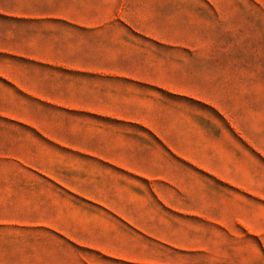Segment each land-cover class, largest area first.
Returning a JSON list of instances; mask_svg holds the SVG:
<instances>
[{
  "label": "crops",
  "instance_id": "crops-1",
  "mask_svg": "<svg viewBox=\"0 0 264 264\" xmlns=\"http://www.w3.org/2000/svg\"><path fill=\"white\" fill-rule=\"evenodd\" d=\"M199 7L0 0V82L18 96L0 101L20 108L0 110L18 125L0 127V264H197L191 209L161 206L144 188L194 180L181 162L233 185L251 180L241 159L229 173L202 165L199 152L231 159L224 139L191 114L160 111L165 96L213 102L196 83L164 80L166 65L179 64L166 45L180 52L179 23L199 21ZM159 141L179 160L164 158Z\"/></svg>",
  "mask_w": 264,
  "mask_h": 264
},
{
  "label": "rangeland",
  "instance_id": "rangeland-1",
  "mask_svg": "<svg viewBox=\"0 0 264 264\" xmlns=\"http://www.w3.org/2000/svg\"><path fill=\"white\" fill-rule=\"evenodd\" d=\"M180 1L182 10L191 12V6L199 5L203 15L199 21L181 19L180 52L175 51L172 57L167 45L165 50L166 60L173 58L179 64L173 69L166 65L164 80L196 83L194 90L213 102L165 96L160 98V111L191 114L198 126L209 130L216 139H224L231 159L224 160L219 151L207 157L199 152L202 165L229 173L231 165L241 159L250 169L251 180L233 185L214 173L181 162L182 170L194 180L182 179L179 185L150 183L144 189L161 206L191 209L190 236L197 247V264H264V0ZM200 1H210L218 7ZM0 92L17 96L2 82ZM10 96L0 101V110L19 112V105L8 100ZM34 118L43 121L44 112L36 109ZM0 127L18 125L0 120ZM234 128L242 130L244 136L233 132ZM252 139L260 147H253ZM156 143L149 137V144ZM157 148L164 158L179 160L162 142ZM249 157L254 159V167L248 163ZM252 183L258 187L256 197L250 193L254 190ZM151 205L156 206L153 202Z\"/></svg>",
  "mask_w": 264,
  "mask_h": 264
}]
</instances>
